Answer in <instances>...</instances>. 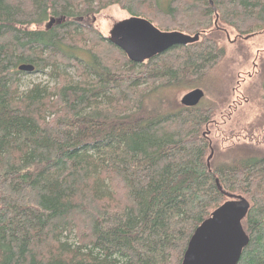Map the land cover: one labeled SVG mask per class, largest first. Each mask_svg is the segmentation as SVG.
Instances as JSON below:
<instances>
[{
    "label": "trees",
    "instance_id": "16d2710c",
    "mask_svg": "<svg viewBox=\"0 0 264 264\" xmlns=\"http://www.w3.org/2000/svg\"><path fill=\"white\" fill-rule=\"evenodd\" d=\"M113 5L200 39L134 62L93 24ZM222 27L264 32V0H0V264H181L229 195L250 203L238 264H264V150L232 142L209 166L217 104L176 101L229 93ZM22 64L59 82L21 91Z\"/></svg>",
    "mask_w": 264,
    "mask_h": 264
},
{
    "label": "rangeland",
    "instance_id": "374dc122",
    "mask_svg": "<svg viewBox=\"0 0 264 264\" xmlns=\"http://www.w3.org/2000/svg\"><path fill=\"white\" fill-rule=\"evenodd\" d=\"M127 17L129 14L125 10L113 5L104 9L98 15L95 23L92 20L89 24H95L102 33L109 35L114 22ZM224 28L226 27H222L221 34L218 35L226 52L224 58L217 61L218 64L212 72L216 80H219L218 77H222L225 85L227 83L230 85L227 86L230 91L228 93L227 89L223 87V93L216 95L215 90L209 88L205 92L202 89L204 96L200 101V103L204 100L212 101L217 104L214 114L215 120L206 127V133L211 140L213 155L216 148L225 149L232 142L255 144L264 150V127L260 129L261 123L264 121V89L262 84L264 80V32H257L258 34L244 37L237 35L232 29L226 28L229 31L228 34ZM58 70L60 73L65 71L68 75L75 76L73 67H62ZM218 73L221 74L217 75ZM49 74V71L46 74L23 72L20 90L26 91L38 83L48 86L56 85L59 82L58 78ZM212 82L214 81L212 80ZM199 83L203 84V80H199L197 84ZM177 89L180 90L176 101L183 104L181 102L182 97L195 87L185 89L177 86ZM239 133L240 135H238ZM249 135L255 136L257 139L252 140Z\"/></svg>",
    "mask_w": 264,
    "mask_h": 264
},
{
    "label": "water",
    "instance_id": "95a60500",
    "mask_svg": "<svg viewBox=\"0 0 264 264\" xmlns=\"http://www.w3.org/2000/svg\"><path fill=\"white\" fill-rule=\"evenodd\" d=\"M65 18L51 17L47 23L50 28ZM109 40L119 46L134 62L143 63L167 51L175 45L190 44L199 40L200 35H190L181 31H163L150 20L130 16L114 22L109 31ZM22 71H34V65L22 64ZM204 91L195 88L182 97L186 106L200 103ZM213 151L209 156L210 161ZM229 195V194H228ZM231 198L215 209L198 226L189 240L181 264H238L243 249L249 243V236L243 228L250 203L242 196Z\"/></svg>",
    "mask_w": 264,
    "mask_h": 264
},
{
    "label": "bare ground",
    "instance_id": "6f19581e",
    "mask_svg": "<svg viewBox=\"0 0 264 264\" xmlns=\"http://www.w3.org/2000/svg\"><path fill=\"white\" fill-rule=\"evenodd\" d=\"M213 25V24H212ZM244 228V227H243ZM245 230V229H244ZM246 232V231H245Z\"/></svg>",
    "mask_w": 264,
    "mask_h": 264
}]
</instances>
